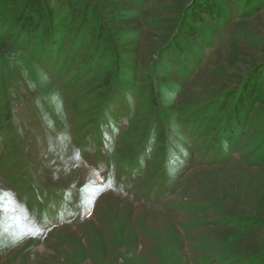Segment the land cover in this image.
Here are the masks:
<instances>
[{
    "label": "rangeland",
    "instance_id": "1",
    "mask_svg": "<svg viewBox=\"0 0 264 264\" xmlns=\"http://www.w3.org/2000/svg\"><path fill=\"white\" fill-rule=\"evenodd\" d=\"M71 1L0 0V264H264V0Z\"/></svg>",
    "mask_w": 264,
    "mask_h": 264
},
{
    "label": "trees",
    "instance_id": "2",
    "mask_svg": "<svg viewBox=\"0 0 264 264\" xmlns=\"http://www.w3.org/2000/svg\"><path fill=\"white\" fill-rule=\"evenodd\" d=\"M48 2H50V0H40V6H41V8H43L44 11H46V7L48 6ZM66 2L67 3H71L73 1L66 0ZM42 4L44 6H42ZM199 4H201V3H199ZM78 10H80V9H78ZM37 11L38 10H34V9H30L29 10V12L32 14L31 16H34V14L37 13ZM187 11H188V9L185 12H187ZM91 12H94V11H91ZM78 13H80V11H78ZM31 18H33V17H31ZM80 19L81 20H86V21H83L84 23H87L86 26L88 25L90 27L92 23H95V27H97V31H96V33H94L95 36H94L93 39H95V40H94L93 46H96V45L99 46L100 44H104L105 45L106 42H108V40H107L108 36L106 35V28L100 24V19L99 18H97V19H95L93 21L90 20V19L87 20L86 16H85V9H83L82 13L80 14ZM34 41L35 40H33L31 42V45H32V43ZM65 44L66 43H63V47H62L61 52L64 50ZM83 48H85V46H84V44H81L80 45V49H83ZM67 49L71 50L70 47H68ZM30 50L33 51L34 49L31 48ZM61 52L59 54H61ZM81 52L83 54V52H85V51H81ZM78 54H81V53H73V52H71V54H68V55L66 54L65 58H62V59L59 58L58 61H62L64 63H66L71 68V71L75 68V66H78V64L81 63V65H79V69H84V70H86L88 72L87 77H86V79H87L88 77L92 76V73L95 71V67H94V65H92V67H88V63H86V62L84 63L82 58L79 57L81 55H78ZM168 58H169V53H167L166 50L161 51L159 53V55H158L159 64L169 63L167 61ZM116 69H118V68H116ZM17 71H19V70L17 69ZM12 74L13 73L11 71L10 77H11ZM17 74H18L17 77H20V78H25L26 79V77H27L25 75V73L21 74L20 72H17ZM78 74H80V73H78ZM13 77H15L14 74H13ZM84 77H85V75H83L82 78L84 79ZM66 78L72 79L73 77H66ZM83 79H81V80L83 81ZM1 85H2V89L1 90L4 91V88L6 87V85L4 83L2 84V82H1ZM118 90H121V88H118ZM3 91H2V93H4ZM128 96L131 97L132 95L129 93ZM157 154L159 155V153H157ZM151 156H153V155H151ZM158 159L156 157H154V156L152 157V161H153V164H154L155 168H159L158 166L160 165V163H158V161H159Z\"/></svg>",
    "mask_w": 264,
    "mask_h": 264
},
{
    "label": "snow or ice",
    "instance_id": "3",
    "mask_svg": "<svg viewBox=\"0 0 264 264\" xmlns=\"http://www.w3.org/2000/svg\"><path fill=\"white\" fill-rule=\"evenodd\" d=\"M30 234H37L38 235L39 232H38V230L37 231H34V232L32 230H30Z\"/></svg>",
    "mask_w": 264,
    "mask_h": 264
}]
</instances>
